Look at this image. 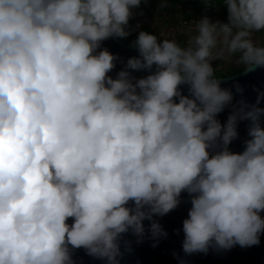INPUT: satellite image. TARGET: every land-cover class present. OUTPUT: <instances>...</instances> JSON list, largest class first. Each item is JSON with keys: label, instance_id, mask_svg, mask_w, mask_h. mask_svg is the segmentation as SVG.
<instances>
[{"label": "clouds", "instance_id": "obj_1", "mask_svg": "<svg viewBox=\"0 0 264 264\" xmlns=\"http://www.w3.org/2000/svg\"><path fill=\"white\" fill-rule=\"evenodd\" d=\"M148 2L0 0V264H75L78 249L120 264L144 221L167 237L154 217L182 193L185 254L260 244L264 92L250 104L237 83L234 103L213 62L264 68V0H200L226 6L227 22L204 16L183 43L139 31L125 63L102 42L129 37Z\"/></svg>", "mask_w": 264, "mask_h": 264}, {"label": "water", "instance_id": "obj_2", "mask_svg": "<svg viewBox=\"0 0 264 264\" xmlns=\"http://www.w3.org/2000/svg\"><path fill=\"white\" fill-rule=\"evenodd\" d=\"M102 48H107L110 53L117 55L120 60L125 63L128 58L138 56L137 49L132 44H125L123 40L118 38H110L102 42ZM124 67L118 60L116 68L109 73L113 78ZM147 72H134L137 78L146 76ZM239 84L243 88V98L250 104H254L257 99V91L264 92V68H257L255 71L243 72L242 74L229 79L222 80L221 87L232 89L234 93V103L242 97L235 93V84ZM183 93L187 95V87L182 86ZM259 107L264 108V100H261ZM231 109L226 108L217 118L221 123H225ZM264 121V117H262ZM248 122L238 123L239 138L232 142L230 150L240 153L244 150V141L247 136ZM186 193H182V203L177 209L163 217H154L163 230L168 233L167 237H161L153 240L147 231L150 228V222L144 221L146 235L142 243L137 244V237L131 233L124 236L125 240L131 242V251H125L121 246L123 257L120 264H264V234L260 236V244L247 248H241L239 245L231 250H214L209 249L207 254L194 253L187 255L183 252L182 244L184 240L183 220L187 218L190 203ZM264 218V213H261ZM68 223H72L70 219ZM156 245L153 247V245ZM73 260L75 264H106V261L95 259L85 253L84 249L74 250Z\"/></svg>", "mask_w": 264, "mask_h": 264}, {"label": "trees", "instance_id": "obj_3", "mask_svg": "<svg viewBox=\"0 0 264 264\" xmlns=\"http://www.w3.org/2000/svg\"><path fill=\"white\" fill-rule=\"evenodd\" d=\"M145 6L149 10L142 16L134 15V18L137 17L139 20L136 21L133 18V21H130V29L136 28V30L126 39H121L125 44H132L139 31H146L160 38L162 33L160 28L164 25L157 23L158 21L164 22L170 27L174 26L175 30L179 32L175 36L177 35V40L181 43L186 41L191 34L192 23L198 22L204 16L209 17L212 21L227 22V8L219 3L212 7H206L200 0H167V4L162 7L161 0H149ZM137 25H139L138 28ZM180 30H182L185 39H179ZM161 38L173 39L166 34H163ZM218 65L216 75L222 80L234 78L244 72L243 67L237 66L234 60L213 62L214 68Z\"/></svg>", "mask_w": 264, "mask_h": 264}, {"label": "rangeland", "instance_id": "obj_4", "mask_svg": "<svg viewBox=\"0 0 264 264\" xmlns=\"http://www.w3.org/2000/svg\"><path fill=\"white\" fill-rule=\"evenodd\" d=\"M149 10V8H147L146 6H145V4L144 5H141L140 6V8H138V9H134L133 11H134V13H135V15H138V16H142L143 14H145L147 11ZM142 13V14H141ZM136 21L137 20H139V18H134ZM130 21H133V19H131ZM157 23H159V24H163L164 26H162L161 28H160V31L163 33V34H166L168 37H171V38H173V39H178L177 38V35L175 36V34H178L179 32H177L176 30H175V28H174V26H172V27H170L169 25H167L166 23H164V22H160V21H158ZM156 23V24H157ZM136 30V28H132V33L134 32ZM159 30V29H158ZM180 38L179 39H185L184 37V35H183V33H182V30H180V36H179Z\"/></svg>", "mask_w": 264, "mask_h": 264}]
</instances>
